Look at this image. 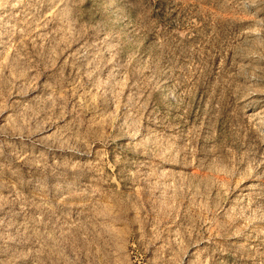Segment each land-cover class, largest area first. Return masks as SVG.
Returning a JSON list of instances; mask_svg holds the SVG:
<instances>
[{
    "label": "rangeland",
    "instance_id": "obj_1",
    "mask_svg": "<svg viewBox=\"0 0 264 264\" xmlns=\"http://www.w3.org/2000/svg\"><path fill=\"white\" fill-rule=\"evenodd\" d=\"M0 264H264V0H0Z\"/></svg>",
    "mask_w": 264,
    "mask_h": 264
},
{
    "label": "bare ground",
    "instance_id": "obj_2",
    "mask_svg": "<svg viewBox=\"0 0 264 264\" xmlns=\"http://www.w3.org/2000/svg\"><path fill=\"white\" fill-rule=\"evenodd\" d=\"M24 19V18H23Z\"/></svg>",
    "mask_w": 264,
    "mask_h": 264
}]
</instances>
